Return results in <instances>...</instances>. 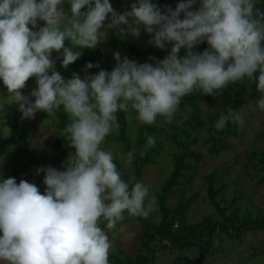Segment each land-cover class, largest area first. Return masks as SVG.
<instances>
[{
	"label": "clouds",
	"instance_id": "obj_1",
	"mask_svg": "<svg viewBox=\"0 0 264 264\" xmlns=\"http://www.w3.org/2000/svg\"><path fill=\"white\" fill-rule=\"evenodd\" d=\"M0 0V80L10 103H17L21 119L43 111L55 118L58 110L69 115L61 132L74 149L59 171L44 172L42 194L35 184L15 178L0 181V262L3 264H109L110 238L99 224L113 229L125 218H148L156 198L140 181L122 179L114 155L102 146L118 131L117 113H135L139 124L152 125L157 116L171 123L182 99L193 92L216 96L230 83L247 79L262 95L264 110V11L256 0H181L175 10H161L151 0H137L129 11L116 14L109 0ZM198 3L196 10L193 6ZM87 6V11L82 9ZM109 29L139 37L141 29L152 36L149 44L164 49L163 60L137 63L114 53L116 67L82 80L73 73L65 80L55 70L53 51L61 53L65 69L82 53L65 46L93 49L102 42L106 18ZM181 14L183 18L181 19ZM38 21L45 26L35 30ZM31 25V27H29ZM123 26V27H121ZM206 42L202 52L193 49ZM186 55L179 57L181 49ZM62 50V52H61ZM88 63L87 69L98 67ZM51 72V75H49ZM37 88L21 93L29 78ZM243 124L240 114L228 107L215 123ZM155 143L148 137L146 147ZM135 152L117 153L125 166Z\"/></svg>",
	"mask_w": 264,
	"mask_h": 264
},
{
	"label": "trees",
	"instance_id": "obj_2",
	"mask_svg": "<svg viewBox=\"0 0 264 264\" xmlns=\"http://www.w3.org/2000/svg\"><path fill=\"white\" fill-rule=\"evenodd\" d=\"M181 2V0H176ZM114 12L119 14L123 11V0H109ZM256 6L264 11V0H256ZM131 6L128 7L129 11ZM82 11H87L85 6ZM108 17H112L109 14ZM107 17V18H108ZM183 14H181V19ZM141 44H139L132 35H120L119 29L112 35V42L120 49H126L133 55L146 59L149 63H154L150 57L156 60H163L171 52L173 43H166L164 49L149 44L152 36L146 33L143 28L139 35ZM65 46L71 48L74 52H80L82 55L65 71L63 78L71 79L72 74L76 73L82 80L87 77L86 65L94 63L98 57L99 48H85L79 51L70 41H65ZM208 47L204 42L194 48V51L202 53ZM62 52V50H61ZM117 63V61H116ZM51 75V73L49 72ZM0 89H6L0 80ZM255 83H250L247 79L236 83H230L227 88L221 90L219 95H203L201 92H193L182 99L180 106H190L185 127L180 128L177 125L166 123L164 119L157 116L156 122L152 125L139 124L133 113L118 112V122L120 127L118 131L111 133L105 140L106 143L118 144V150L127 154L129 151L135 152L131 162L133 168V179L130 178L125 166L118 158H114L118 171L121 172L122 179L131 184L136 181H142L144 168L149 165H157L164 153L168 152L171 168L168 176L160 184L157 193V206L160 211L158 221L153 220L150 215L148 218L134 217L142 224L140 236V246L143 250L135 258L130 257L126 251L117 247L116 252L109 253V264H153L156 260V248L167 249L169 251L184 249H197L203 257H211L218 251L216 238L219 233H226L232 238H240L245 232L253 229H264V213L261 209L250 201L239 203L237 191L232 196L231 202L226 205L221 195L224 190L223 184H217V172L212 171L205 178V203L212 209L211 212L203 216L199 222L188 221V211L193 201L198 197L195 191H177L183 187L188 176L195 173L196 165L203 159V153L198 149L197 144L200 141L199 136L192 130L205 129L203 136L204 143L208 144L209 151L217 153L228 148L227 137L234 133V123L229 121L223 130L217 131L214 126H206L201 109L200 102H215L218 111L225 112L228 107L239 111L247 95H258ZM41 116L47 117L43 111H37ZM20 111L14 112L7 122V133L0 124V158L4 156L8 148L12 149V154L25 160L18 166L16 173L24 171L30 165L52 166L55 167L59 162L68 158L74 149L69 147L68 141L61 136L64 127L70 123V118L61 107L57 111L55 121L56 136L54 139L55 147L59 150L56 157L51 158L43 150L31 148L24 139L25 126L21 119ZM49 118V117H47ZM52 119V118H50ZM192 129V130H191ZM153 137L155 143L151 147H146L148 137ZM169 146L173 149L169 150ZM256 158H264V150L260 153H251ZM44 177L37 179L35 184L43 194L46 185L43 183ZM264 182V177L262 178ZM19 184V182H17ZM177 193L176 203L170 200ZM133 218L125 213L123 221ZM99 226L105 229V222L101 221ZM2 235V233H0Z\"/></svg>",
	"mask_w": 264,
	"mask_h": 264
},
{
	"label": "rangeland",
	"instance_id": "obj_3",
	"mask_svg": "<svg viewBox=\"0 0 264 264\" xmlns=\"http://www.w3.org/2000/svg\"><path fill=\"white\" fill-rule=\"evenodd\" d=\"M136 2L137 0H123L124 8L119 14H123L132 3ZM151 2L157 4L161 10L169 6L175 10L176 5L180 3L176 0H151ZM62 6L65 11L70 12V4L67 0H65ZM198 6L197 3L193 6L192 10H196ZM111 20L112 17L106 18L104 27L100 30L105 32L104 40L95 47L99 48V53L93 65L99 66L86 69V79L97 74L100 70L111 72L117 64L114 59V53L117 52L120 54L121 60L127 57L137 63H149L146 59L135 56L126 49H120L114 45L111 38L118 28L109 29L107 27L111 23ZM43 26H45V22L38 21V26L35 30L38 31ZM134 38L141 44L140 37ZM74 47H77L79 51L85 49L80 46ZM184 55H186V51L182 48L178 56L183 57ZM51 59L56 62L55 70L63 77L66 69L62 67L61 53L53 51ZM36 88V78L31 77L26 82L25 88L20 91L34 103L35 98L30 93ZM261 95L259 93L258 95H247L245 97V101L238 111L244 123H234V133L227 137L228 148L223 151L217 153L210 152L208 144L204 143L203 139L205 129H191L200 138L197 147L203 153V159L196 165L195 173L189 175L183 187L177 190L195 191L198 193V197L193 201L188 211V221L199 222L204 215L212 211L204 200L206 193L205 178L212 171L217 172L216 185H224L221 198L226 205L231 202L232 196L237 191L239 203L250 201L251 204L259 207L264 213V182H262V178L264 177V158L259 159L251 155V153H260L264 150V110H261L257 104ZM199 105L206 126L215 127V123L221 114L218 111L219 105L209 101L200 102ZM17 111H19V105L15 102L10 103L7 89H0V124L4 129V133H7L9 118ZM189 111L190 106H179V110L174 115L171 124L177 125L180 128L185 127ZM26 119L27 121H24L26 129L24 139L27 141L28 146L31 148L38 146L39 150H43L49 157H56L59 150L54 144L56 128L53 122L55 119L41 116L38 112L35 113L34 118ZM102 147L107 151H111L114 158L119 159L117 153L121 152L118 150V144L105 142ZM168 148L169 150L173 149L172 146ZM24 160V158L15 157L12 154V149L8 148L4 156L0 158V181L12 177L15 178L16 182L30 180L35 183L37 179L44 177V172L38 174L37 169L47 167L40 165H30L24 171L16 173L18 166ZM66 160L59 162L54 168L63 171ZM122 164L125 166L124 162ZM125 168L130 178L133 179L132 164L130 163ZM170 168L171 163L168 152L164 153L159 164L149 165L144 168L141 182L149 188L150 195H154L156 199L160 184L168 176ZM176 201L177 193L171 198L170 202L174 204ZM156 209L154 213L150 214V217L158 221L160 211L157 202ZM142 228L141 222L134 217L117 223L111 230L105 228L104 230L108 234L112 245L110 253L116 252L117 247L121 246L130 257L135 258L139 255L143 251L140 246ZM216 245L218 246V251L213 256L207 258L201 256L197 249L194 248L184 249L183 251H169L167 249L156 248V260L153 264H264V229L257 228L245 231L238 239L232 238L222 232L216 238ZM0 264H3V262H0Z\"/></svg>",
	"mask_w": 264,
	"mask_h": 264
}]
</instances>
